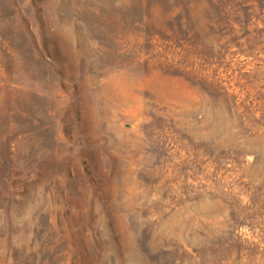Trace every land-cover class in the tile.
Listing matches in <instances>:
<instances>
[{"label":"rangeland","instance_id":"obj_1","mask_svg":"<svg viewBox=\"0 0 264 264\" xmlns=\"http://www.w3.org/2000/svg\"><path fill=\"white\" fill-rule=\"evenodd\" d=\"M0 264H264V0H0Z\"/></svg>","mask_w":264,"mask_h":264},{"label":"trees","instance_id":"obj_2","mask_svg":"<svg viewBox=\"0 0 264 264\" xmlns=\"http://www.w3.org/2000/svg\"><path fill=\"white\" fill-rule=\"evenodd\" d=\"M8 47V46H7Z\"/></svg>","mask_w":264,"mask_h":264}]
</instances>
